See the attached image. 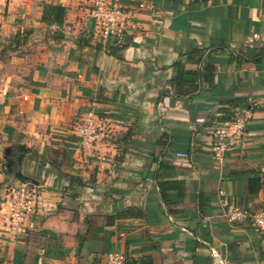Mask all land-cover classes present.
I'll list each match as a JSON object with an SVG mask.
<instances>
[{"label": "crops", "instance_id": "1", "mask_svg": "<svg viewBox=\"0 0 264 264\" xmlns=\"http://www.w3.org/2000/svg\"><path fill=\"white\" fill-rule=\"evenodd\" d=\"M94 1L125 9L118 43L97 37ZM44 5L66 8L62 27ZM89 109L104 137L87 147L72 130ZM235 117L244 130L218 162L213 133ZM23 181L34 227L12 236L7 187ZM227 205L264 213V0H0V264H102L111 251L213 264L210 248L264 264V232Z\"/></svg>", "mask_w": 264, "mask_h": 264}, {"label": "built area", "instance_id": "2", "mask_svg": "<svg viewBox=\"0 0 264 264\" xmlns=\"http://www.w3.org/2000/svg\"><path fill=\"white\" fill-rule=\"evenodd\" d=\"M139 7L142 8L143 4H140ZM90 16L99 39L103 42L109 40L115 43L119 42L127 23V14L122 6L94 1L91 6ZM244 126V119L235 117L232 121L225 124L224 127L213 133L212 152L216 161L222 162L229 141L239 136L244 130ZM72 133L87 147L100 142L104 137L101 120L92 109L87 110L80 116ZM177 156L187 158L188 154L181 153L177 154ZM219 195L223 197L225 195L224 191H219ZM35 201L34 187L28 182H20L16 187L8 190L3 216L6 230L12 236L24 230H31L34 227L31 218L34 214ZM224 217L231 222L250 218L254 226L260 232H264V213H258L251 217L246 211L227 205L224 210ZM209 253L213 264H228L214 249L210 248ZM124 262L125 256L122 252L111 251L105 255L102 264H124Z\"/></svg>", "mask_w": 264, "mask_h": 264}, {"label": "trees", "instance_id": "3", "mask_svg": "<svg viewBox=\"0 0 264 264\" xmlns=\"http://www.w3.org/2000/svg\"><path fill=\"white\" fill-rule=\"evenodd\" d=\"M66 14H67V10L64 7H61L58 5H44L43 13H42V20L46 22L48 25H56V27L60 28L63 26ZM117 49L118 48L114 50H117ZM173 70L175 71V75L171 78L169 86H170L171 91L175 95L180 96L181 91H182L180 82L185 80L184 78H186L189 75V73L184 71V64H182L180 60L176 61L173 64ZM196 81H197L196 76L195 75L191 76L189 85L195 86L194 84L196 83ZM164 138H165L164 145H167L168 136H164ZM153 161H157V159L155 158ZM256 183H257L255 184L256 186H254V188L256 187L255 193L258 191V187H259L258 180L256 181ZM124 264H138V263L135 262L134 260H130L129 258L125 257Z\"/></svg>", "mask_w": 264, "mask_h": 264}, {"label": "rangeland", "instance_id": "4", "mask_svg": "<svg viewBox=\"0 0 264 264\" xmlns=\"http://www.w3.org/2000/svg\"><path fill=\"white\" fill-rule=\"evenodd\" d=\"M14 187H16V186L12 185V186H8L7 188H8V190H10L11 188H14Z\"/></svg>", "mask_w": 264, "mask_h": 264}]
</instances>
